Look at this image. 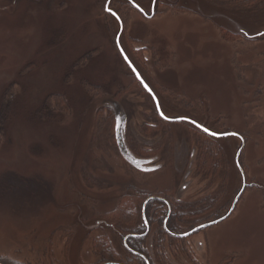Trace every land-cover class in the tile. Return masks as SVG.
I'll return each instance as SVG.
<instances>
[{"label": "rangeland", "instance_id": "obj_1", "mask_svg": "<svg viewBox=\"0 0 264 264\" xmlns=\"http://www.w3.org/2000/svg\"><path fill=\"white\" fill-rule=\"evenodd\" d=\"M155 2L0 0V258L9 264H99L93 241L103 234L124 253L105 217L120 196L187 203L222 187L233 204L241 171L231 215L171 251L165 242V261L264 264V0ZM119 22V45L169 123L160 132L144 133L162 118L117 48ZM194 124L237 135L219 138L225 166L213 180L195 173Z\"/></svg>", "mask_w": 264, "mask_h": 264}, {"label": "trees", "instance_id": "obj_2", "mask_svg": "<svg viewBox=\"0 0 264 264\" xmlns=\"http://www.w3.org/2000/svg\"><path fill=\"white\" fill-rule=\"evenodd\" d=\"M86 88L93 89L97 95L100 94L102 97L109 96L103 88H92L89 84L86 85ZM158 121L156 126L144 127V133L160 132L166 127H162L160 123L169 124L159 118ZM189 128L195 133L197 150L195 173L213 180L218 176L219 170L225 166V161L219 151L221 147L219 139L210 137L191 126ZM135 147L132 143L128 144L133 156L147 159L146 153L143 154L140 149ZM151 154H155L154 151ZM154 171L156 169L146 171L143 174L147 176ZM221 191L222 187L212 197L187 203L175 201L163 193L151 194L146 198L135 191L133 194L120 196L116 206L105 217L110 225L122 232L123 237H128L125 245L122 244L121 246L124 253L121 254L116 251L112 247L108 235L103 234L93 241V246L100 258L99 264H166L164 243H170L169 249L171 250V241H182L183 238L177 237L179 234L177 231L182 229L190 231L195 227L202 226L203 223L221 219L228 213L232 201L229 200L223 204L226 192L222 193ZM145 199L148 201L144 207ZM158 203L163 204V207H160ZM149 236L150 243L148 244ZM0 264H9V261L0 258Z\"/></svg>", "mask_w": 264, "mask_h": 264}, {"label": "water", "instance_id": "obj_3", "mask_svg": "<svg viewBox=\"0 0 264 264\" xmlns=\"http://www.w3.org/2000/svg\"><path fill=\"white\" fill-rule=\"evenodd\" d=\"M106 8H107V6H106ZM108 13H109L110 15L116 17L115 14H113L112 12H109V11H108ZM118 21H119V20H118ZM119 27H120V33H119V36H118V38H117V48H118V50H119L121 56L123 57L124 61H125L126 64L128 65L129 69L131 70L132 74H134V75L136 76V78L139 80V82H140L141 86L144 88V90H146V92H148V93L151 95V97L153 98V100H154V102H155L156 111H157L158 114L161 116V118L164 120L165 118H164V116L162 115V113H161V111H160V109H159L158 103H157V101H156L154 95H153L149 90H147V88L145 87V84L143 83V81H142L141 78L139 77L137 71H136L135 68L131 65V63L129 62V60L127 59V57L125 56V54L123 53V51H122V49H121V47H120V45H119V41H118V39H119V37H120V35H121V31H122V25H121L120 22H119ZM182 121H183V122H187V120H185V119H182V120H171V122H174V123H176V122L180 123V122H182ZM194 126H195L196 128H198V129H199L201 132H203L204 134H206V135H208V136H210V137L216 138V139H219V138H227V137H230V136H231V137H237V135H235V134H225V135H216V134H212V133L208 132L206 129H204L203 127L198 126L197 124H194ZM241 151H242V148L238 151V154H237V157H236V163H238V157H239ZM241 176H242V179H243V185H242V188H241L240 192L238 193V195L236 196V198H235V200H234V202H233V204H232L230 210L228 211V213H227L223 218L218 219V220H216V221H213V222H211V223H208V224H206V225H202V226H200V227H198V228L192 230L191 232H189V233H187V234L181 235L180 237H183V238H184V237H188V236L193 235L194 233H196V232H198V231H200V230H203V229L208 228V227H210V226L216 225V224L222 222L223 220H225L226 218H228V217L231 215V213L233 212V210L235 209L236 203L238 202L239 198L241 197L243 191H244L245 188H246V184H245V176H244V174H243L242 171H241ZM146 203H147V202H146ZM146 203H145V204H146ZM145 204H144V207H145ZM144 207H143V218H144ZM144 222H145V218H144ZM146 226H147V225H146Z\"/></svg>", "mask_w": 264, "mask_h": 264}, {"label": "flooded vegetation", "instance_id": "obj_4", "mask_svg": "<svg viewBox=\"0 0 264 264\" xmlns=\"http://www.w3.org/2000/svg\"><path fill=\"white\" fill-rule=\"evenodd\" d=\"M157 1H158V0H156V2H157ZM156 2H155V4H156ZM190 232H191V231H190ZM194 234H196V233H194ZM194 234H193V235H194ZM193 235H190V236H193ZM190 236H188V237H190ZM188 237H184V238H188ZM184 238H183V239H184ZM127 239H128V237H125L124 242H125ZM125 243H126V242H125ZM125 243H124V245H125ZM169 250H170V249H169ZM170 251H171V250H170Z\"/></svg>", "mask_w": 264, "mask_h": 264}]
</instances>
